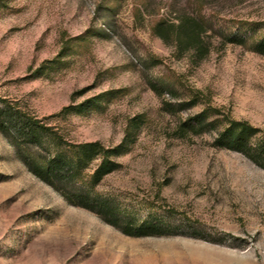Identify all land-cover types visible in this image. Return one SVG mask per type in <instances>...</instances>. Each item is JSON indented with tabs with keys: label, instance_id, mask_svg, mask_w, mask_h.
<instances>
[{
	"label": "rangeland",
	"instance_id": "obj_1",
	"mask_svg": "<svg viewBox=\"0 0 264 264\" xmlns=\"http://www.w3.org/2000/svg\"><path fill=\"white\" fill-rule=\"evenodd\" d=\"M182 14L209 20L206 53L156 34ZM238 30L245 42H228ZM262 36L264 0H0V107L49 128L23 153L119 148L88 187L122 227L161 231L128 235L69 203L0 130V264H264V169L215 147L213 130L177 132L212 107L264 136V55L251 46Z\"/></svg>",
	"mask_w": 264,
	"mask_h": 264
},
{
	"label": "trees",
	"instance_id": "obj_2",
	"mask_svg": "<svg viewBox=\"0 0 264 264\" xmlns=\"http://www.w3.org/2000/svg\"><path fill=\"white\" fill-rule=\"evenodd\" d=\"M208 22L209 20L200 14H182L177 23L158 22L155 32L165 42L171 41L179 51L195 49L202 55L207 51L203 43V34L208 29ZM227 41L243 43L245 37L238 30L228 35ZM251 46L255 52L264 55V36L254 40ZM153 88L160 94L157 87ZM195 104L196 99H191L184 101L183 106ZM218 112L215 108L206 107L189 116L178 127L179 136L184 137L188 131L205 133L213 130L215 147L241 152L264 169V136L260 134V128L246 120H236L228 115L221 117L217 115ZM0 130L11 134L12 142L29 170L56 188L69 203L98 213L110 224L121 228L125 234L132 236L160 234L161 231L151 224H142L136 227V231L129 224L122 227L114 206L107 199L92 194L88 187L100 182L118 167L119 163L113 157L120 154L119 148H106L99 141L68 146L55 142L54 152L48 155L24 154L21 145L27 143L42 145L41 135L49 128L38 119L8 105L0 107ZM95 160L98 163L86 181L83 171Z\"/></svg>",
	"mask_w": 264,
	"mask_h": 264
}]
</instances>
